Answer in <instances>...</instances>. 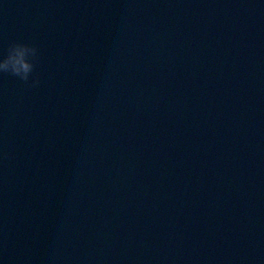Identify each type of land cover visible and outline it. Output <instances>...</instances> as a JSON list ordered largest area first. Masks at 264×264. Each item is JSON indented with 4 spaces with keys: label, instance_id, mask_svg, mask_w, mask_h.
Instances as JSON below:
<instances>
[{
    "label": "water",
    "instance_id": "95a60500",
    "mask_svg": "<svg viewBox=\"0 0 264 264\" xmlns=\"http://www.w3.org/2000/svg\"><path fill=\"white\" fill-rule=\"evenodd\" d=\"M14 43L3 264H264V0H0Z\"/></svg>",
    "mask_w": 264,
    "mask_h": 264
},
{
    "label": "clouds",
    "instance_id": "9594fccd",
    "mask_svg": "<svg viewBox=\"0 0 264 264\" xmlns=\"http://www.w3.org/2000/svg\"><path fill=\"white\" fill-rule=\"evenodd\" d=\"M35 49L26 43H14L0 56V73H11L22 81L29 82L33 71ZM31 83L35 84V78ZM3 264V260H0Z\"/></svg>",
    "mask_w": 264,
    "mask_h": 264
}]
</instances>
